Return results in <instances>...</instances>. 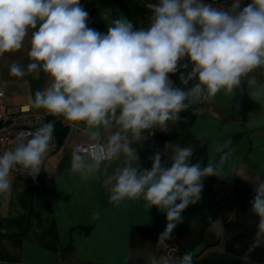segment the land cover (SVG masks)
I'll return each mask as SVG.
<instances>
[{
	"label": "clouds",
	"instance_id": "obj_1",
	"mask_svg": "<svg viewBox=\"0 0 264 264\" xmlns=\"http://www.w3.org/2000/svg\"><path fill=\"white\" fill-rule=\"evenodd\" d=\"M144 6L146 26L106 14L107 31L100 32L88 26L80 0H0V56L20 51L27 40L29 62L12 63L10 75L47 77L32 107L84 133L85 145L73 150L70 172L102 183L114 206L142 200L147 209L164 212L167 225L158 245L167 247L182 212L201 199L203 179L220 176L228 145L217 146L219 162L212 158L205 166L191 161V146L175 145L170 164L157 152L149 157V169L136 163L132 144L146 139L145 133L167 132L181 112L221 91L233 94L245 78L252 98H264V85L257 86L264 77V0H231L226 7L205 0H155ZM54 130L55 121L43 123L0 154V193L10 192L14 172L35 180ZM121 158L122 165L109 172ZM249 211L258 218L250 253L264 246V182L254 188ZM147 264L194 260L190 252L180 258L151 255Z\"/></svg>",
	"mask_w": 264,
	"mask_h": 264
},
{
	"label": "crops",
	"instance_id": "obj_2",
	"mask_svg": "<svg viewBox=\"0 0 264 264\" xmlns=\"http://www.w3.org/2000/svg\"><path fill=\"white\" fill-rule=\"evenodd\" d=\"M149 2L155 0H80L89 13L88 26L100 32L107 31L106 14L146 26L149 12L144 5ZM28 49L26 40L20 51L0 56V89L8 106L36 110L31 100L46 87L47 77L16 78L9 71L14 62L27 65ZM172 79L180 86L176 76ZM260 85L264 77H258ZM250 92L245 78L233 94L221 91L180 113L167 132L145 133L146 139L132 144L139 157L136 163L149 169V157L157 152L170 164L175 145L191 146V161L202 166L212 158L218 163L221 153L215 148L228 145L225 151L230 155L220 176L203 179L201 199L182 212L183 222L168 241L181 254L190 252L194 260L206 264H264V246L248 252L258 222L249 211L250 202L254 188L264 182V98H252ZM45 115L47 123L55 121L54 133L64 137L70 124ZM72 140L85 142L86 137L74 132ZM70 162L71 153L63 147L45 155L35 180L10 177V192L0 193V264H147L166 228V214L155 206L147 209L142 200L114 206L108 189L73 175ZM122 163L123 158L109 172ZM97 212L99 218L93 219Z\"/></svg>",
	"mask_w": 264,
	"mask_h": 264
},
{
	"label": "built area",
	"instance_id": "obj_3",
	"mask_svg": "<svg viewBox=\"0 0 264 264\" xmlns=\"http://www.w3.org/2000/svg\"><path fill=\"white\" fill-rule=\"evenodd\" d=\"M206 3H211L213 6L226 7L227 5L221 3L219 0H205ZM5 93L0 89V154L9 150L14 146V141L21 134L29 136L43 123H47L46 115L39 110H33L27 106H17L15 108L8 106L4 100ZM74 132H82L71 124L68 126V131L64 137H59L56 133L54 135V142L51 145L46 155L56 152L58 149L67 147L72 155L75 147L84 146L85 142H74L72 135ZM44 164V161H43ZM41 166V169L43 167ZM13 175L32 178L26 172H14ZM167 247L158 245L156 243V250L153 255L157 257L162 255H172L175 258H180L183 254L180 253L178 246L171 242H166Z\"/></svg>",
	"mask_w": 264,
	"mask_h": 264
},
{
	"label": "trees",
	"instance_id": "obj_4",
	"mask_svg": "<svg viewBox=\"0 0 264 264\" xmlns=\"http://www.w3.org/2000/svg\"><path fill=\"white\" fill-rule=\"evenodd\" d=\"M186 112V110L185 111H183V112H181V114H183V113H185ZM62 128V134H64V130H65V128L62 126L61 127ZM59 137H61L60 135H59ZM62 138V137H61ZM194 260V259H193ZM194 264H206V262L205 261H197V260H194Z\"/></svg>",
	"mask_w": 264,
	"mask_h": 264
}]
</instances>
